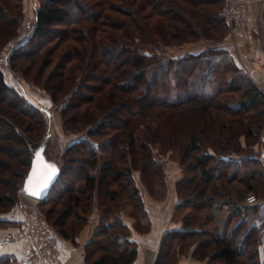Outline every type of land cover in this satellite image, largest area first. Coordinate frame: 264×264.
<instances>
[{"label":"trees","instance_id":"16d2710c","mask_svg":"<svg viewBox=\"0 0 264 264\" xmlns=\"http://www.w3.org/2000/svg\"><path fill=\"white\" fill-rule=\"evenodd\" d=\"M223 8L224 0H47L36 11L29 40L13 50V62L28 64L23 71L28 80L37 73L35 84L40 82L37 85L63 106L66 129L88 132L63 150L58 180L42 203L61 242L71 240L78 245L80 231L90 224L96 194L102 189L99 223L85 248L88 264L135 263L139 242L134 233L152 227L137 171L141 184L153 190L156 180L165 178L156 145L167 143L180 150L187 145L194 161L186 162L185 150L179 151L180 162L199 174L200 183L196 175L176 184L179 201L173 220H182L183 225L163 235L155 264H170L168 257H177L183 246H195L193 255L208 264H264L260 205L230 203L233 211L221 235L190 222L204 208L215 206L210 186L219 176H227L225 170L219 171L221 166L226 170L236 166L227 181L240 174L247 191L264 198L262 158L226 159L239 138L237 129L248 139L262 136L264 93L228 49L207 47L176 58L159 50L161 44L223 39L229 32ZM24 17V0H0V56L19 35ZM49 42L62 54L58 71L41 82L51 61L44 63L45 59L37 57ZM185 76L190 81L181 96ZM53 77L58 83L54 90L50 88L55 85ZM208 83L215 84V89L201 97L199 91ZM212 110L239 116L235 121L239 127L231 125L224 140L210 133L217 125L210 118ZM157 111V126L150 123L149 127L145 121ZM194 113L201 117L200 130L197 127L198 131L180 139L177 123ZM114 114L120 116L113 119ZM195 124L190 122L192 127ZM43 132L40 109L7 82L0 64V216L19 203ZM72 154L79 157L71 161ZM124 196L133 207V227L121 215ZM0 226L20 228L23 224L0 217ZM208 233L211 241L194 242ZM12 262L10 257H0V264Z\"/></svg>","mask_w":264,"mask_h":264},{"label":"rangeland","instance_id":"374dc122","mask_svg":"<svg viewBox=\"0 0 264 264\" xmlns=\"http://www.w3.org/2000/svg\"><path fill=\"white\" fill-rule=\"evenodd\" d=\"M46 2H47V0H24L25 17H24L23 24L20 28L21 31H20L19 35L17 37H15L5 48L4 52L0 56V64H1V67L4 70V73L6 75L7 82L10 85H12L13 87H15L17 90H19L28 99L29 103H31L34 107L39 108L42 116L44 117L43 137L40 139L39 147L35 150V154L36 153L45 154L48 159L55 161L54 164L56 166H59V170H60L62 167V163H63L62 162L63 150L70 143L77 141L78 139L87 137L88 132L86 131L85 128H78L75 131L74 130L70 131V130L66 129L65 124H64V120H63V116H62L63 106H61V105H59L53 101L50 93L47 90H45L43 87L39 86V85H41L40 82H37V84H39V85L35 84L34 79H35V76L37 75V73H36V75H35V73H32L31 79L29 77L30 80H28V77L26 75H24L25 68L27 67L28 64H26L25 66H24V64L20 65V61L15 63L12 61V58H11L13 50L16 49L17 47L25 44L29 40V38L33 32V29L35 27L36 11L43 3H46ZM224 39H225V37L221 40L200 39V40H196L193 42L179 43V44L171 45V46L161 44V47L159 50L162 53H166L170 57L176 58V57H181L187 53L198 52L203 47H205L207 45H210L213 47H219L218 45L223 43ZM55 41H57V40H54V42ZM35 43L37 45H40L41 40H36ZM53 45L54 44L50 43V42L45 44L44 45L45 50L41 54H39V56L37 57L39 60L45 59L46 61L44 63H49V61H51V66L46 68L43 71V74L41 75V78H42L41 82H44L45 80H47L49 75L52 72L58 71L57 66H58L59 61H60L59 58H60V55L62 54L61 53L62 50L57 49V48H56L57 49L56 50L54 48L55 46H53ZM52 52H55V54L52 55ZM39 62H40L39 64H41V61H39ZM13 63L18 64V66L15 65V68H14ZM37 64H38V62H37ZM56 79H57V77H53V79H52L53 81H55V85L53 84L54 87H53V85L50 86V88L53 90L55 89V87L58 84L56 82ZM184 79H185V81L183 83L182 88L180 89L181 96L185 95L186 87H187L186 82L190 81L187 79L186 76ZM194 86H195V84L193 85V89H194ZM260 88H261L262 92L264 93V87L260 86ZM214 89H215V84L213 85L212 83H208L206 85H203V88L201 89V91H199V95L201 97L209 96L210 94H212ZM197 90L195 89L196 92H198ZM191 91H194V90H191ZM83 93L85 95H89L88 92L85 90H83ZM144 104H147V103H144ZM83 107H85V106H83ZM182 109H184V108H182ZM72 112L74 113V112H76V110H74ZM212 114H213V116H210V118H211V120L215 121V123L217 125H216V129L210 131V133L213 135L214 138H217L219 140L220 139L224 140L226 133H229L228 131L231 128L230 126L231 125L235 126V124H237L235 121L237 119H239V116H234V115L228 114L224 111H218V110H212ZM118 115L119 114H114L112 116L113 119L115 117L120 116V115L119 116ZM158 115H159L158 111L153 113V114H150V116L147 118L148 120L147 121L144 120L145 123L149 127H150V123L152 126H157ZM143 119H145V118H143ZM200 120H201V117L196 116L195 113L192 114L191 116L187 117V120H182V122L179 120V123H177V127H178L177 133L180 135L179 138L181 139V137H183V136H188L191 133L200 130V127L197 126V124L200 122ZM191 121L196 123L194 127H192V125H190ZM197 127L199 128L198 130H197ZM238 127L239 126H235V128H238ZM237 131H238V137L239 138H237V140H236V143L234 146L235 148H232V151H229V153H233V154L227 156L226 159L227 160L232 159L234 162V161H238V160L242 159L245 155H249V156H255L258 158H262V160L264 161V131H263L262 136L260 138L258 137V138H249V139L246 138L245 136H241L242 131L239 132V129H237ZM163 145H165V146H163ZM163 145H159V146L156 145V150L159 152V154L161 156L160 158H161L162 162L164 163L165 178L156 180L155 185L153 187V190H151V191L148 188V186L141 184L140 178H139L141 176L140 171H137V178H138L140 187L144 191V197H145V201H146L148 209H150L151 212H153V213H158V214L160 213L162 218H165L167 220L166 221V227L170 226L172 224V222L175 223L173 225H177L176 227H180L181 225H183L182 220H180V221L173 220L174 211H175L176 205L179 201L178 191L176 189V184L179 181H183L186 178H192L193 176H196V175H197L196 180H197V184H198V183H200L199 182L200 179L198 178L199 174L194 172V169H191V170L186 169L185 166H183L180 162V160H181L180 155L181 154L179 151H181L182 154L185 153V150H186L185 146H187L186 144H184V147L181 150H180V147H178L175 144L167 143V144H163ZM210 149H212V147H210ZM210 151H212V150H210ZM234 151H237V152L234 153ZM176 156H178L179 159L176 158ZM186 156H185L186 162L187 163L188 162L193 163L194 160H193L192 156H194V155L192 154V152H189L188 150H186ZM70 157H71V161H75L74 159L79 157V154L78 155L72 154ZM214 163H215L214 161H211V164H214ZM235 167L236 166H233V167L228 168L226 170L225 168H223L221 166L219 171L224 172V170H225L227 176L223 177L221 175V176H219V177H221L220 179L217 178L218 173L215 174L217 179L212 182L210 187L213 189V192L219 191L218 193H213L211 191V194L216 196V200H215L216 204L213 208H204L203 210H201L199 212V214L197 213L195 219L190 221L191 223L193 222L195 224L194 225L195 227H205L204 229H206V231L210 230L216 235H221L223 233V231L225 230V228L228 224V219L230 217V214L233 211V207L230 206V203H235V204L240 203V205H241V204L246 202L247 198L251 194H255V192H248L247 191V186L245 185L246 182L239 180L240 174L238 175V177H236V179L227 181V178L231 175V173L234 172ZM247 168L251 169V165L248 166ZM239 173H240V171H239ZM258 190L260 193L262 192L261 187H259ZM29 198H27L23 194V190H22L20 193V201L17 204V206L10 213H8V214L4 213V215H1L0 217H2V218H13L14 217L13 215H17L16 213L18 212V210L22 206H24V208H25L24 211H25V213L27 212L26 215H28L27 218H29L31 210L34 206L31 198L30 199ZM101 199H102V189H101L100 194L97 193L96 197H95V206H97L96 210H98V212H97L98 214H95V212H94V214L91 216L90 224H92L95 221V219H98V223H99V219H100L99 204L101 202ZM40 209L43 212V214L45 215L48 222L54 228V231H55L58 239L59 240L62 239L59 236L58 229L54 226V224L49 220V218L46 215L47 207H43L42 203H41ZM132 211H133V207H132V204L130 203V200L128 199L127 196H124L123 202H122L121 215L124 217V219L128 218L129 220H132L135 222V218L132 217V215H131ZM191 211L194 212L193 210H191ZM150 218H151V216H150ZM169 218H171V220ZM26 221H27V219H24L21 222H20V220H18L16 222L25 224ZM151 221H152V219H151ZM87 227H88V225L84 226L81 229L79 236L82 235V233L84 232V230ZM0 228L8 229L9 230L8 233L12 230L17 229L14 226H11V227L0 226ZM95 231H96V229H95ZM95 231H94V233H95ZM149 232L150 231L145 232V233H140V234H147ZM137 233H139V232H137ZM5 235L6 234H4V236ZM93 237H94V235H93ZM93 237H92V239H93ZM199 240L202 242L211 241L210 233L204 235L201 238L195 239L194 242H197ZM69 241H71V240H69ZM60 244H61L62 251H64V249L62 247L61 240H60ZM106 245L107 244H105V246ZM194 247L195 246H191V247L186 248L183 246L177 257H172V256L168 257V259L170 258V264H208L206 261H200V260L196 259V257L193 255ZM158 252H159V250H158ZM5 257H10L12 259L13 262L11 264H16L18 262V260H15L12 256H2L1 258H5Z\"/></svg>","mask_w":264,"mask_h":264},{"label":"crops","instance_id":"0c3cea01","mask_svg":"<svg viewBox=\"0 0 264 264\" xmlns=\"http://www.w3.org/2000/svg\"><path fill=\"white\" fill-rule=\"evenodd\" d=\"M252 1L254 3V10L248 25L235 31L229 29L223 43L218 46L219 48L228 49L235 57L236 62L251 75L255 82L264 87V0ZM207 47L213 46L207 45L200 51L194 53H199ZM46 160L58 173L59 166L54 164L55 161L50 159ZM259 198L264 199L262 197ZM245 204H249L247 200ZM260 206L261 210L259 217L264 221V205ZM24 210L25 208L22 206L16 213L17 215H13L14 217L9 219L13 221L20 220V222L24 219H28V215H26L27 212L25 213ZM97 212L98 210L95 211V214H98ZM149 212L152 219V228L150 232L147 234H140L135 231L134 233L135 239L139 242L138 256L134 264H155L163 235L167 230L173 227L177 228V225H173L175 224L173 222L170 226L166 227L167 220L162 218L160 213H153L151 210ZM169 219L171 220V218ZM125 220L133 227L134 221L128 218H125ZM97 224L98 219H95L92 224L88 225L82 235L78 237L77 246L72 243V241H62V247L64 249L63 264H88L85 259V248L91 241ZM8 231L9 230L6 228H0V257L12 256L15 260H18L16 264H28L26 262V257L31 247L30 242L9 240ZM4 234L6 235L4 236Z\"/></svg>","mask_w":264,"mask_h":264},{"label":"built area","instance_id":"2783aa9c","mask_svg":"<svg viewBox=\"0 0 264 264\" xmlns=\"http://www.w3.org/2000/svg\"><path fill=\"white\" fill-rule=\"evenodd\" d=\"M254 10L252 0H224L223 15L231 31L246 27ZM34 206L22 227L8 233L12 241L30 242L26 257L28 264H63V251L54 228L40 209V200L31 198ZM249 204L264 205L255 194L247 198Z\"/></svg>","mask_w":264,"mask_h":264},{"label":"water","instance_id":"95a60500","mask_svg":"<svg viewBox=\"0 0 264 264\" xmlns=\"http://www.w3.org/2000/svg\"><path fill=\"white\" fill-rule=\"evenodd\" d=\"M50 166L42 153L34 158L29 176L23 188V194L27 197L40 200L41 203L49 196L52 188L58 180V173H51ZM31 181V183H29ZM26 186L29 189L26 191ZM32 192L37 194L33 195Z\"/></svg>","mask_w":264,"mask_h":264},{"label":"snow or ice","instance_id":"6c2138e0","mask_svg":"<svg viewBox=\"0 0 264 264\" xmlns=\"http://www.w3.org/2000/svg\"><path fill=\"white\" fill-rule=\"evenodd\" d=\"M51 169V173L50 174H54L55 173V168L53 166H48ZM29 183H31V181H29ZM29 189L26 186V191H28ZM33 195L37 194L36 192H32Z\"/></svg>","mask_w":264,"mask_h":264}]
</instances>
